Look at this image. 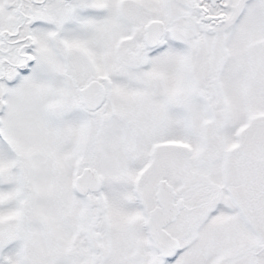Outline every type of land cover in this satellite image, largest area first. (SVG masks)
<instances>
[{"label":"snow or ice","instance_id":"snow-or-ice-1","mask_svg":"<svg viewBox=\"0 0 264 264\" xmlns=\"http://www.w3.org/2000/svg\"><path fill=\"white\" fill-rule=\"evenodd\" d=\"M0 264H264V0H0Z\"/></svg>","mask_w":264,"mask_h":264}]
</instances>
